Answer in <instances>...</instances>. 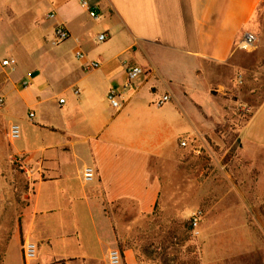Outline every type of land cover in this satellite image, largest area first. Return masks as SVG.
<instances>
[{"label":"crops","instance_id":"1","mask_svg":"<svg viewBox=\"0 0 264 264\" xmlns=\"http://www.w3.org/2000/svg\"><path fill=\"white\" fill-rule=\"evenodd\" d=\"M82 1L98 9L97 19L88 16ZM263 4L0 0V30L20 24L18 18L20 25L30 26L19 53L0 55V119L7 132L11 124L21 127L24 121L38 138L28 147L8 149L22 159L34 187L32 229L44 241L37 261L108 264L125 221L141 220L145 231L153 227L164 237L168 232L181 235V224L167 227L158 217L165 215L167 202L185 200L190 204L178 214L188 220L200 199L204 173L199 167L210 170L205 174L210 190L201 195L213 192L216 164L202 166L195 158L189 160L188 153L197 154L200 136L215 133L229 105L224 97L240 91V78L242 85H250L247 60L252 52L239 45ZM49 13L54 20L46 19ZM56 25L70 37L54 47ZM103 33L109 40L100 46L97 38ZM77 50L85 60L75 59ZM9 58L16 65L2 67ZM89 62L99 67L85 71ZM128 62L140 66L144 75L124 89ZM110 90L120 95L119 109L107 100ZM164 95L170 100L158 105ZM252 124L245 136L256 131ZM84 167L95 169L90 183L82 180ZM154 245L152 263L162 257L159 242ZM136 255L126 250L121 264H139Z\"/></svg>","mask_w":264,"mask_h":264},{"label":"rangeland","instance_id":"2","mask_svg":"<svg viewBox=\"0 0 264 264\" xmlns=\"http://www.w3.org/2000/svg\"><path fill=\"white\" fill-rule=\"evenodd\" d=\"M17 21L22 24L21 18ZM20 24H7L0 30V55L20 52L30 30L29 25ZM249 33L256 38L254 46L245 50L252 52V57L247 60L253 77L250 85H242L240 78V91L224 97L229 105L225 107L226 114L216 125L215 133L200 136L196 148L192 147L197 154L191 150L188 153L189 160L195 158L202 166L216 164L213 192L201 195V191L210 190L211 184L207 185L205 181L208 177L205 174L210 170L199 167L204 173L199 178L200 199L188 220L178 214L190 204L185 200L167 202L165 215L156 219L157 222L161 219L167 227L174 222L183 226L181 235H172V243L160 245V252L164 250L165 255L152 263L155 248L142 253L146 243L160 242L163 234L153 227L145 231L147 228H143L141 220L134 224L125 221L120 225L123 230L117 234L120 255L126 250H134L143 264H161L163 259L168 264H191L189 262L196 259L198 264H264V112L258 113L264 103V4L250 23ZM19 123L21 137L10 143L0 119V264H27L22 256L26 241L35 244L37 249L44 246L43 237L32 229V180L22 159L8 151L10 146L20 149L38 142L34 130L24 121ZM250 123L256 131L245 136ZM222 167L229 179L220 175ZM198 212L201 220L194 227L191 219ZM130 228H134L132 233ZM28 264L65 263L36 260Z\"/></svg>","mask_w":264,"mask_h":264},{"label":"built area","instance_id":"3","mask_svg":"<svg viewBox=\"0 0 264 264\" xmlns=\"http://www.w3.org/2000/svg\"><path fill=\"white\" fill-rule=\"evenodd\" d=\"M82 8H84L88 14V16L91 19H97L98 17V9L96 7L89 6L86 2L82 1L81 2ZM47 20H54L55 19V14L54 13H49L46 16ZM69 33L67 30L62 26V25H56L54 27V34H53V39L51 41V45L54 47L59 46L63 42L67 41L69 39ZM107 40L106 34H100L97 38V41L100 43H103ZM256 42V38L254 35L250 33H246L243 36V39L239 45L240 49L242 50H248L254 46ZM75 59L78 61L85 60V55L83 52L80 50H77L75 52ZM2 67H8V68H13L16 65V62L14 59L9 58L5 59L1 63ZM99 67L98 62H89L85 65L84 69L85 71H90V70H95ZM124 69H125V75H126V80L124 83L123 88L128 89L132 87L135 82L144 75V70L138 66L135 62H128L124 64ZM23 87H27L28 83L24 82L22 84ZM107 100L110 103V106L114 109H119L121 107L120 105V95L114 91L110 90L108 95H107ZM170 100V97L168 95L161 96L159 99L158 105L164 104ZM59 105L63 104L62 100H59ZM4 102L3 99L0 98V108L3 107ZM34 115L33 113L28 114V119L31 121L33 119ZM21 137V128L18 124H11L9 126L8 132H7V138L10 142H15L19 140ZM182 147H185V142H182L180 144ZM96 175L95 169L92 167H84L82 170V180L85 183H90L94 180ZM201 220V213L198 212L194 214V216L191 219V224L192 226L196 227L198 222ZM22 256L23 260L28 264L29 262H32L36 259L37 257V248L36 245L31 243V242H25L22 248ZM122 259L121 255L118 250H111L108 253V263L109 264H121Z\"/></svg>","mask_w":264,"mask_h":264},{"label":"trees","instance_id":"4","mask_svg":"<svg viewBox=\"0 0 264 264\" xmlns=\"http://www.w3.org/2000/svg\"><path fill=\"white\" fill-rule=\"evenodd\" d=\"M185 225H188L187 222L185 223ZM162 237H164V234H163ZM171 239H172V233H171V232H168L167 234H165V237H164L163 240H161V241H162L163 243H164V242L172 243V242H170ZM154 244H155V240H152V241H150L149 243H146V244L142 247V253H143L144 251L147 252V251L150 249V247L153 246ZM161 244H162V243L159 242V245H161ZM171 245H172V244H171ZM147 249H148V250H147ZM122 251H123V250H122ZM161 254H162V256H164V255H165V251L162 250ZM122 255H123V252H122ZM136 258H137V261H138L139 264H143V261L140 259L139 255H136ZM189 263H191V264H192V263H193V264H198V260L196 259L195 262L190 261ZM161 264H168V263L165 262V259H163ZM182 264H188V263L185 262V263H182Z\"/></svg>","mask_w":264,"mask_h":264}]
</instances>
